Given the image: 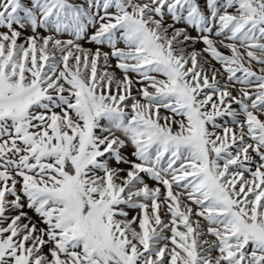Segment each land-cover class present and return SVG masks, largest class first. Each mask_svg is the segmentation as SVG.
Listing matches in <instances>:
<instances>
[{"label": "snow or ice", "instance_id": "1", "mask_svg": "<svg viewBox=\"0 0 264 264\" xmlns=\"http://www.w3.org/2000/svg\"><path fill=\"white\" fill-rule=\"evenodd\" d=\"M0 264H264V0H0Z\"/></svg>", "mask_w": 264, "mask_h": 264}]
</instances>
